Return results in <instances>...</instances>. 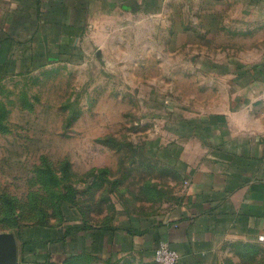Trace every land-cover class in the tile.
I'll return each instance as SVG.
<instances>
[{"label": "rangeland", "instance_id": "rangeland-1", "mask_svg": "<svg viewBox=\"0 0 264 264\" xmlns=\"http://www.w3.org/2000/svg\"><path fill=\"white\" fill-rule=\"evenodd\" d=\"M12 8L0 0V38ZM100 26L64 58L0 72V234H15L20 264H46L24 260V243L66 219L103 226L119 214L169 212L182 185L166 157L167 134L202 104L194 94L201 57L235 53L209 31L182 40L187 32L170 31L168 14ZM250 250L225 264H264V253ZM54 264L138 263L75 254Z\"/></svg>", "mask_w": 264, "mask_h": 264}, {"label": "crops", "instance_id": "crops-1", "mask_svg": "<svg viewBox=\"0 0 264 264\" xmlns=\"http://www.w3.org/2000/svg\"><path fill=\"white\" fill-rule=\"evenodd\" d=\"M8 1L14 12L0 38L3 73L64 58L88 30L121 15L168 14L170 31L187 32L182 40L209 31L211 41L220 35V47L235 48L232 55L225 49L217 58L201 57L194 94L202 104L167 134L166 157L182 185L178 203L165 214H119L103 226L77 220L37 230L24 260L54 264L90 254L157 264L154 252L163 243L179 253V264H225L248 249L264 253V0Z\"/></svg>", "mask_w": 264, "mask_h": 264}, {"label": "water", "instance_id": "water-1", "mask_svg": "<svg viewBox=\"0 0 264 264\" xmlns=\"http://www.w3.org/2000/svg\"><path fill=\"white\" fill-rule=\"evenodd\" d=\"M18 252V241L15 234H0V264H20Z\"/></svg>", "mask_w": 264, "mask_h": 264}, {"label": "built area", "instance_id": "built-area-1", "mask_svg": "<svg viewBox=\"0 0 264 264\" xmlns=\"http://www.w3.org/2000/svg\"><path fill=\"white\" fill-rule=\"evenodd\" d=\"M154 260L157 264H179L180 255L168 244L163 243L155 250Z\"/></svg>", "mask_w": 264, "mask_h": 264}, {"label": "trees", "instance_id": "trees-1", "mask_svg": "<svg viewBox=\"0 0 264 264\" xmlns=\"http://www.w3.org/2000/svg\"><path fill=\"white\" fill-rule=\"evenodd\" d=\"M6 75H7V73H5ZM9 74V73H8ZM75 217V216H74ZM75 219V218H74ZM66 222H72V221H74L73 219L71 220V219H66L65 220ZM25 245H27L28 244V242L27 241H25V243H24ZM25 256V255H24Z\"/></svg>", "mask_w": 264, "mask_h": 264}]
</instances>
